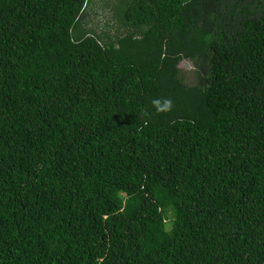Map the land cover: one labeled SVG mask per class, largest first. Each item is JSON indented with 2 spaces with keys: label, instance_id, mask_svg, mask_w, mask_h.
I'll use <instances>...</instances> for the list:
<instances>
[{
  "label": "trees",
  "instance_id": "trees-1",
  "mask_svg": "<svg viewBox=\"0 0 264 264\" xmlns=\"http://www.w3.org/2000/svg\"><path fill=\"white\" fill-rule=\"evenodd\" d=\"M94 1L0 0V264H264V0Z\"/></svg>",
  "mask_w": 264,
  "mask_h": 264
},
{
  "label": "rangeland",
  "instance_id": "rangeland-1",
  "mask_svg": "<svg viewBox=\"0 0 264 264\" xmlns=\"http://www.w3.org/2000/svg\"><path fill=\"white\" fill-rule=\"evenodd\" d=\"M106 2L107 0H95L94 4L92 5V8H94L96 10V14L94 15V19L96 20V22H94V24L99 23L100 27L104 25L105 21L108 20V18L110 19V14H109V10L107 8H104L106 10H101V8L105 7L104 2ZM112 1V0H111ZM180 68L182 70V74L183 77L185 79V82L189 85H193L195 84V75H194V71H195V67L194 64L192 63V61L189 60H182L180 63ZM138 169L140 170L141 167L138 166ZM123 195L120 194V196Z\"/></svg>",
  "mask_w": 264,
  "mask_h": 264
},
{
  "label": "clouds",
  "instance_id": "clouds-1",
  "mask_svg": "<svg viewBox=\"0 0 264 264\" xmlns=\"http://www.w3.org/2000/svg\"><path fill=\"white\" fill-rule=\"evenodd\" d=\"M151 104H152V107L157 112V114L168 113V112L172 111V109L174 108V102L168 97L154 98L151 101Z\"/></svg>",
  "mask_w": 264,
  "mask_h": 264
}]
</instances>
